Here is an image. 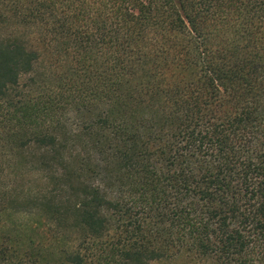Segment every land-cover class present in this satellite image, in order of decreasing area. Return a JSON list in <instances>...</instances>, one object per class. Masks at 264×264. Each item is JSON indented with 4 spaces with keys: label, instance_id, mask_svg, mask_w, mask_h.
Segmentation results:
<instances>
[{
    "label": "trees",
    "instance_id": "obj_1",
    "mask_svg": "<svg viewBox=\"0 0 264 264\" xmlns=\"http://www.w3.org/2000/svg\"><path fill=\"white\" fill-rule=\"evenodd\" d=\"M0 175V264H264V0H0Z\"/></svg>",
    "mask_w": 264,
    "mask_h": 264
},
{
    "label": "rangeland",
    "instance_id": "obj_2",
    "mask_svg": "<svg viewBox=\"0 0 264 264\" xmlns=\"http://www.w3.org/2000/svg\"><path fill=\"white\" fill-rule=\"evenodd\" d=\"M4 31V30H3ZM2 176L0 175V178H1ZM23 212H25V213H23V214H14V218H19V219H22V218H30V217H32L34 214H33V212L32 211H23Z\"/></svg>",
    "mask_w": 264,
    "mask_h": 264
}]
</instances>
